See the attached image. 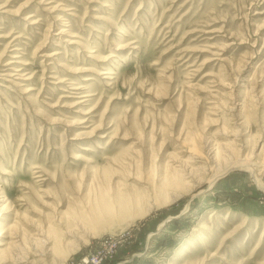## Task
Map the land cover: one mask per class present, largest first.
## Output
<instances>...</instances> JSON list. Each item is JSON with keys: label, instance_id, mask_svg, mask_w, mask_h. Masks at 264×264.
Segmentation results:
<instances>
[{"label": "rangeland", "instance_id": "obj_1", "mask_svg": "<svg viewBox=\"0 0 264 264\" xmlns=\"http://www.w3.org/2000/svg\"><path fill=\"white\" fill-rule=\"evenodd\" d=\"M0 36V264H264V0H0ZM208 139L257 173L158 192Z\"/></svg>", "mask_w": 264, "mask_h": 264}, {"label": "bare ground", "instance_id": "obj_2", "mask_svg": "<svg viewBox=\"0 0 264 264\" xmlns=\"http://www.w3.org/2000/svg\"><path fill=\"white\" fill-rule=\"evenodd\" d=\"M45 4V3H44ZM23 5V4H22ZM52 10V9H51ZM5 11V10H4ZM26 15V14H25ZM31 18V17H30ZM56 18V17H55ZM59 18V17H58ZM35 22V21H34ZM50 23V22H49ZM49 25V24H48ZM52 28V27H50ZM60 29V28H59ZM31 30V29H30ZM66 31V30H65ZM62 32V31H61ZM10 33V32H9ZM37 33V32H36ZM49 33V32H48ZM66 33V32H64ZM41 35V34H40ZM44 35V34H43ZM1 38V36H0ZM26 38V37H25ZM27 39V38H26ZM47 41V40H46ZM45 44V43H44ZM68 44V43H67ZM209 47V46H208ZM40 49V48H39ZM59 53V52H58ZM7 55V54H6ZM49 55V54H48ZM8 56V55H7ZM17 58L19 56H12V58ZM50 57V56H49ZM18 59V58H17ZM51 59V58H50ZM7 61V60H6ZM18 63V62H14V61H8L6 64H3L4 67L7 69L3 70L2 74L0 75L1 77L7 79V78H11L12 79L15 77V79H20V77L22 76L20 72L23 71V69H18L17 67L21 66L19 65H15L17 66L16 68H14V64ZM23 65H26L23 63ZM2 66V65H1ZM22 67V66H21ZM243 67V66H242ZM17 75V76H16ZM2 78V79H3ZM23 79V78H22ZM56 79V78H55ZM254 79V78H253ZM9 80V79H8ZM88 81V79H87ZM10 82V81H9ZM16 86V85H15ZM217 88V87H216ZM218 89V88H217ZM83 90V89H82ZM247 92V91H246ZM65 97V96H64ZM87 97V96H86ZM255 99V98H254ZM257 99V98H256ZM224 105V104H223ZM242 106V104H241ZM256 107V106H255ZM235 108V107H234ZM240 110V109H239ZM243 110V109H242ZM240 112V111H239ZM236 113V111H235ZM229 120V119H228ZM244 120V119H242ZM246 120V119H245ZM239 123V122H238ZM240 126V125H239ZM243 126V125H242ZM223 127V126H222ZM225 127V126H224ZM230 127V126H229ZM225 130V129H224ZM198 131V130H197ZM219 131V130H218ZM240 131V130H239ZM235 132V131H234ZM241 132V131H240ZM227 134V133H226ZM191 136V135H190ZM239 136V135H238ZM195 138V137H194ZM237 141H241V139H235V143ZM248 140V139H247ZM209 141V139H208ZM230 141V140H229ZM244 143V142H243ZM247 144H249L247 142ZM186 145V146H185ZM185 149L183 150V153L185 154V156H187L185 159H183V157L181 158V160L179 161L178 159V163L176 161V165L175 167L173 166L172 168L167 170V176L166 181H164L162 184H159V188H157L159 191L158 192H163L167 187H175L176 186H182L184 189H186V191H188L189 193L193 194V196H197L200 191H202L203 186L206 184L207 185V189H211L217 181H219L222 177H224L230 170H234V169H243L246 171H249L253 174L257 173L256 170V166L258 164L255 163V161H253V155L250 156L249 154H245L244 156L241 155L239 157V154L243 152L244 150V146H242L240 143L238 144L240 146H237L238 148H236V145H234L235 147H224V148H218L215 147V145L213 143L209 142H205L204 148L202 149L201 146H199L200 148H198L195 144H186L185 142ZM202 145V144H201ZM244 145V144H243ZM258 145V144H257ZM232 146V144H231ZM203 147V146H202ZM248 147V146H247ZM231 148V150H230ZM243 149V150H242ZM182 151V150H181ZM249 152V150H248ZM261 152H264V148H262V150L260 151V153L258 155L261 154ZM181 153V152H180ZM182 154V153H181ZM255 155V154H254ZM257 155H255L256 157ZM261 157V156H260ZM179 158V157H178ZM256 160V159H255ZM261 160V159H260ZM262 161V160H261ZM225 164V166H223L222 164ZM264 166V165H263ZM264 171V168L263 170ZM261 174L260 172L258 173V175ZM256 176V175H254ZM257 179V177H255ZM147 179V178H146ZM149 179V177H148ZM258 186H260L262 189L264 188V183L261 181V179L255 181ZM161 183V182H160ZM158 184V183H157ZM154 185V183H153ZM156 186V185H155ZM154 187V186H153ZM180 187V188H182ZM154 190V189H153ZM178 190V189H177ZM176 190V191H177ZM157 191V190H156ZM120 192V191H118ZM203 193V192H202ZM176 194V193H175ZM120 195V194H119ZM200 195V194H199ZM157 196V195H156ZM178 196V195H177ZM106 197V195H105ZM124 197V196H123ZM179 197V196H178ZM121 200V199H120ZM124 200V199H123ZM146 200V199H145ZM172 200V199H171ZM102 201V200H101ZM104 202V200H103ZM126 202V201H124ZM155 202V200H154ZM159 202V201H158ZM169 202V201H168ZM7 203V202H6ZM119 203V202H118ZM97 204V203H96ZM127 204V203H126ZM104 205V204H103ZM140 205V204H139ZM6 206V205H5ZM7 207V206H6ZM106 207V206H105ZM4 208V206H3ZM2 208V210H4ZM103 208V207H102ZM112 208V207H111ZM107 209V208H106ZM109 209V208H108ZM141 211V210H140ZM149 212V211H148ZM2 213V211L0 212ZM216 214V212H214L212 216H214ZM242 225V224H241ZM240 229V228H239ZM38 236V235H37ZM254 238V237H253ZM249 240V239H248ZM40 241V240H38ZM46 241V240H45ZM43 243V246L47 243L40 241V243ZM50 244V243H47ZM1 245V244H0ZM37 245V244H36ZM35 245V246H36ZM34 246V247H35ZM38 246V245H37ZM42 246V247H43ZM36 248V247H35ZM46 248V247H45ZM13 250V249H11ZM26 250V249H25ZM35 250V249H33ZM50 251H53V247L50 248ZM21 252V251H20ZM59 252V251H58ZM48 253V252H47ZM45 251L42 252L41 254H39L38 256H40L37 259H35V262L39 261L40 263H45V257L48 256ZM50 253V252H49ZM55 254V253H54ZM37 256V255H36ZM37 256V257H38ZM212 256V255H211ZM31 259V258H30ZM28 259V257H25V255L21 256V255H17L16 253H13V258H12V262L13 264H33L34 263V259L30 260ZM11 262V263H12ZM38 263V262H37ZM53 264V263H52Z\"/></svg>", "mask_w": 264, "mask_h": 264}, {"label": "built area", "instance_id": "obj_3", "mask_svg": "<svg viewBox=\"0 0 264 264\" xmlns=\"http://www.w3.org/2000/svg\"><path fill=\"white\" fill-rule=\"evenodd\" d=\"M116 243H117V239L112 241L110 245H106V243L103 244V245H105V247H104L105 248V252H109L110 253V251H112V249H113V246H116ZM90 261L96 262V264H101L102 259L98 255H92L91 254L89 257H87L85 259V263H89Z\"/></svg>", "mask_w": 264, "mask_h": 264}]
</instances>
